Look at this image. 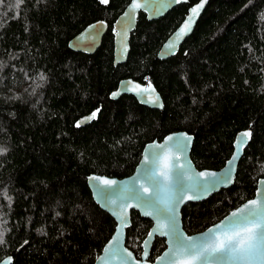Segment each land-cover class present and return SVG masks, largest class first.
<instances>
[{"label": "trees", "instance_id": "trees-1", "mask_svg": "<svg viewBox=\"0 0 264 264\" xmlns=\"http://www.w3.org/2000/svg\"><path fill=\"white\" fill-rule=\"evenodd\" d=\"M129 1L0 5V260L93 264L115 222L94 202L87 175H130L145 144L173 131L193 135L197 168L219 169L236 133L251 130L234 184L182 207L187 233L253 197L264 178V0H208L191 35L167 59L156 57L161 44L198 0L156 20L140 13L127 60L114 66L112 24ZM96 20L108 25L96 52L70 50L68 41ZM127 77L153 84L163 109L131 95L110 99ZM97 109L89 124L76 126ZM151 224L131 211L126 246L137 257ZM164 248L156 237L149 260Z\"/></svg>", "mask_w": 264, "mask_h": 264}, {"label": "water", "instance_id": "water-1", "mask_svg": "<svg viewBox=\"0 0 264 264\" xmlns=\"http://www.w3.org/2000/svg\"><path fill=\"white\" fill-rule=\"evenodd\" d=\"M132 2L133 0L129 1L112 24L114 66L124 63L127 60L130 50L131 33L136 28L140 13H144L149 21L156 20L167 14L175 6L181 3H188V0H180V2H177V0H136L141 7L134 9L131 15L126 16L125 13L129 11ZM200 3L201 0H198L189 6L184 19L161 44L156 54L157 58L167 59L174 56L179 51L180 46L193 32L197 22L207 7L208 0H204L203 7L199 9L198 15L192 20L191 30L179 37L177 33L188 20L191 15V10ZM107 29L108 25L106 22L103 20H96L73 36L68 41V47L75 52L93 54L101 46L103 36L107 32ZM137 86H139L140 89H147V91L134 90ZM113 93H116V95H113ZM122 95L133 96L136 101L143 106L158 110L163 109V99L155 86L151 83H142L130 77L123 78L118 82L116 88L111 91L109 98L116 100ZM155 97H159V99L154 102ZM90 115L91 113L81 116L77 122L84 121L85 118ZM92 120L81 123L80 126H85ZM244 132L251 133V130L247 128L236 133L233 140L232 153L225 161L224 165L219 169L197 168L190 156L194 137L184 130H179L166 134L160 140L154 139L146 143L134 171L128 176L118 178L97 173H90L87 175L86 182L94 202L102 210L106 211L115 222L113 233L103 245L93 264H137V262H139V264H167V261H161L160 257L169 249L172 239L171 230L169 227H164L156 231L158 221L155 214L149 216L145 213L153 210L146 206L147 202L158 203L160 200L167 198L170 194L175 196L184 195V199L175 205L176 230L183 233L185 236L196 238H199L201 234L208 233L209 229L214 228L221 221H224L225 217H229L233 212L244 208L245 204L250 200L258 199L262 202V205H264V195H258V191L264 193V178H259L253 197L232 209L219 221L202 231L191 234L187 233L183 227L181 210L186 203L204 201L220 190L229 188L234 184L239 161L244 153V149L251 140V136L246 138V143H243L241 147L238 140ZM170 136L173 137L172 141H168V137ZM186 138L188 139L186 140ZM157 145H163L164 147L158 148ZM157 155L160 157L159 162L156 161ZM233 156H237V159L230 165L229 161L232 160ZM146 157H148L147 161L145 159ZM165 159H167L171 170L169 172L170 180L167 182V190H162L165 181L163 177L159 175V172L163 167ZM201 172L215 173V176L202 177L199 175ZM105 179L113 180L116 183L110 187L105 186V195L102 196L98 192L99 182ZM143 188H147L149 191L144 192ZM188 196L193 198L188 199ZM109 199L115 200L116 203H109ZM122 204L130 205V207L125 209L126 223L121 219L119 214L120 205ZM132 210L137 211L142 217L152 222L142 241V252L139 257L126 246V233L127 229L131 226ZM160 223L167 225L168 221L164 217H161ZM150 232L154 233L151 237L148 235ZM166 232L169 234L165 235L164 233ZM156 237L164 239L165 248L151 261L149 260L150 251ZM145 241H148L147 245H145ZM129 253H131V255H129ZM145 253H147V255H145ZM12 262L13 257L11 255L5 256L0 260V264H12ZM201 264H205V262H201ZM206 264H264V240L260 241L259 251L251 259L217 260L216 258H211Z\"/></svg>", "mask_w": 264, "mask_h": 264}, {"label": "snow or ice", "instance_id": "snow-or-ice-1", "mask_svg": "<svg viewBox=\"0 0 264 264\" xmlns=\"http://www.w3.org/2000/svg\"><path fill=\"white\" fill-rule=\"evenodd\" d=\"M23 2V0H16V6ZM109 0H100L102 4H108ZM180 2V0H177ZM204 0L191 10V15L185 24L181 27L180 31L177 33L178 37L185 34L187 31L191 30L192 20L196 15H198L199 9L203 7ZM5 0H0V5H3ZM141 7L140 4L133 0L132 5L128 12L125 13L126 16L131 15L134 9ZM40 79H44L43 74H41ZM137 91H147V89H140L137 86ZM154 91V89H153ZM116 95V93H113ZM159 97H155V101H158ZM92 112L89 117H86L84 121H78L77 127L81 123L87 122L96 118L97 112ZM250 132H244L238 140V143L243 146L246 143V138L250 137ZM188 138H186L187 140ZM173 137H168V141H172ZM158 148H163V145H157ZM5 149L0 148V153L4 152ZM146 161L148 157L145 158ZM237 156H233L232 160L229 161L231 165ZM156 161H160V157L156 156ZM170 166L165 159L162 169L159 175L163 177L165 185L162 190H167V182L170 180L169 172ZM202 177L215 176V173L201 172L199 173ZM116 182L113 180L105 179L99 182L98 192L100 195L104 196L105 186L110 187ZM144 192H148L149 189L143 188ZM258 195H264V193L258 191ZM193 197L188 196V199ZM184 199V195L175 196L170 194L167 198L160 200L158 203L147 202L146 206L152 208V211H148L145 214L152 216L155 214L158 221L156 231L160 228L169 227L171 230V243L168 251L160 257L161 261H167V264H201V262H206L211 258H216L217 260H229V259H239L248 260L253 258L259 251L260 241L264 240V205L258 199H253L245 204L244 208L238 209L233 212L229 217H225L224 221H221L214 228L209 229L208 233L201 234L199 238L192 236H185L183 233L178 232L175 228V205ZM109 203L115 204V200L109 199ZM130 207V205L122 204L120 205V216L121 219L126 223V212L125 209ZM161 217H164L168 224L165 225L160 223ZM154 233L150 232L148 235L151 237ZM168 235L169 233H164ZM4 242V233L0 232V243ZM148 241H145L147 245ZM131 255V253H129ZM147 255V253H145ZM139 264V262H137Z\"/></svg>", "mask_w": 264, "mask_h": 264}]
</instances>
